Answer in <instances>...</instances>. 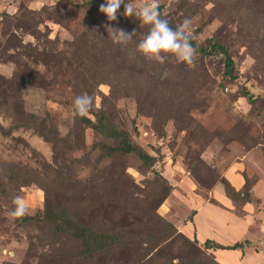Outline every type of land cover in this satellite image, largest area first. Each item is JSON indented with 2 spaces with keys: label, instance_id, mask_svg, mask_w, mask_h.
<instances>
[{
  "label": "rangeland",
  "instance_id": "374dc122",
  "mask_svg": "<svg viewBox=\"0 0 264 264\" xmlns=\"http://www.w3.org/2000/svg\"><path fill=\"white\" fill-rule=\"evenodd\" d=\"M28 1L1 2L0 16L17 17L25 30L19 41L40 56L0 55V264H219L214 250L182 231L192 215L184 190L194 186L208 199L224 174L240 173L239 191L249 197L230 205L239 217L264 221V195H253L264 193V0H158L169 25L191 19L197 46L213 38L229 51L233 82L223 80L221 57L197 54L194 66L173 54H163V63L147 58L136 44L151 26L121 13L108 21L99 11L74 14L67 0ZM132 2L139 8L152 0ZM110 27L134 31L132 41L113 42ZM86 89L97 109L103 103L107 122L157 160L152 170L130 155L102 161L99 147L115 144L72 114ZM19 111L45 127L13 131ZM154 172L176 188L165 200L155 195ZM15 196L28 205L22 218L8 216ZM61 208L83 227L115 236V245L83 257L80 241L56 233L44 215Z\"/></svg>",
  "mask_w": 264,
  "mask_h": 264
},
{
  "label": "trees",
  "instance_id": "16d2710c",
  "mask_svg": "<svg viewBox=\"0 0 264 264\" xmlns=\"http://www.w3.org/2000/svg\"><path fill=\"white\" fill-rule=\"evenodd\" d=\"M104 0H85L81 5H74L69 0L65 1L67 6H70L74 14L82 13L88 16H95L98 12L99 6L103 3ZM164 7L158 6V11L160 13V17L162 18V11ZM124 8L123 5L118 10V13L123 14ZM25 14L32 15L28 11H25ZM5 21L1 20L0 22V55L3 58H6L8 53L12 52L16 56L20 58H24L26 60H32L38 58L40 55L36 49H34L31 45L22 44V41H19L21 34L24 33V28L20 25L17 17H11L6 12H3L0 16ZM130 20L138 24L140 22L139 18L136 16L129 17ZM163 19V18H162ZM13 24V25H12ZM173 29L176 27L169 25ZM35 33V32H34ZM13 41V43H12ZM191 45L197 50V54L205 58H213V57H221L222 65H223V80L226 82L235 81L237 76V70L234 60L232 59L229 51L220 45L215 39L210 38L206 42L204 47H199L196 43L190 38ZM3 58L1 60H3ZM20 64H18L19 66ZM17 66V65H16ZM17 66V67H18ZM19 73V72H18ZM18 75V74H17ZM15 81V79H14ZM19 87H23L24 82L22 79L17 81ZM86 94L93 97V106L90 111L87 113L80 114H72L74 121L79 125L84 126L85 128L90 129L96 136H99L104 141L113 142L115 147L101 145L98 149L99 153L102 155V161L105 159L113 158L115 156H133L136 160L141 163V166L145 170H152V168L157 163V160L145 153L142 149L135 146L128 134L117 128L116 126L107 122L106 114L103 111V103L100 109H97L94 105V96L90 92L89 89L85 90ZM246 98L249 101H252V96L248 92H246ZM7 99V98H5ZM20 101L15 102L16 110L21 106ZM0 105H6V102L0 101ZM90 116V117H89ZM16 121V122H14ZM12 129L13 131H18L20 129L28 130V129H39L45 127V122H39L38 117L34 115H26L24 112L19 111L16 114V117L13 120ZM4 133V132H2ZM9 134L8 132L6 135ZM43 137V134H41ZM218 183L222 186L223 192L226 198L232 202H238L245 199H248L249 196L244 195L242 191H236L234 188L226 181V179L221 178L218 180ZM246 184V183H245ZM152 185L155 188V195L158 197L159 201L165 200L168 198L173 192L174 187H172L161 175L159 172H154V179L152 181ZM245 186V185H244ZM21 187H28V181H24L21 183ZM213 187V186H212ZM212 187L209 188V191L212 190ZM214 203V201L211 200ZM45 217L48 220H52L53 226L55 227L56 233H70L73 238L80 241L81 251L80 254L85 258H92L95 254L103 253L108 250L109 246L115 245V236H112L109 233L98 234L94 230L83 227L80 223H76L73 219L67 215V211L63 208L58 209L55 212L50 211L49 213H44ZM44 218V216H43ZM34 218H25V220L30 221ZM45 219V218H44ZM160 219V218H159ZM162 220V219H161ZM160 222H163V220ZM198 246H201L205 250H221V251H236L243 250L246 246L249 245L248 241H243L236 243L232 246H221L212 241L207 240L204 244H200L193 240Z\"/></svg>",
  "mask_w": 264,
  "mask_h": 264
},
{
  "label": "crops",
  "instance_id": "0c3cea01",
  "mask_svg": "<svg viewBox=\"0 0 264 264\" xmlns=\"http://www.w3.org/2000/svg\"><path fill=\"white\" fill-rule=\"evenodd\" d=\"M1 2L2 0H0V12L4 9ZM30 3L29 0L28 4ZM6 13L10 14L8 10ZM224 178L236 191H239L244 184L240 173H234L232 170L224 174ZM261 181L262 186L263 180ZM184 191L188 193L192 211L190 221L182 230L186 236L196 239L200 244L209 240L221 246H232L246 240L249 245L241 251L217 250L211 251V254L219 264H253L254 261L257 262L256 264H264V221L257 225L254 215L242 217L236 215L220 186L208 191V199L203 198L194 186L188 192ZM253 195L259 199L264 193L258 188L254 190Z\"/></svg>",
  "mask_w": 264,
  "mask_h": 264
},
{
  "label": "clouds",
  "instance_id": "9594fccd",
  "mask_svg": "<svg viewBox=\"0 0 264 264\" xmlns=\"http://www.w3.org/2000/svg\"><path fill=\"white\" fill-rule=\"evenodd\" d=\"M123 5V15L127 17L136 16L145 24L150 25L148 32L136 44L137 50L149 59L164 62L163 54H173L182 63L194 66L197 50L190 43V32L192 21L185 18L175 29L169 26L166 19L160 17L158 11V0H152L151 4H145L137 8L132 0H104L98 11L107 17L108 21L117 18L118 10ZM108 35L113 42L127 44L132 41L134 31L125 32L120 28H109ZM93 97L81 94L73 100V114L83 115L91 110ZM13 207L9 210L8 216L16 219L22 218L29 211L26 202L19 196L12 198Z\"/></svg>",
  "mask_w": 264,
  "mask_h": 264
}]
</instances>
